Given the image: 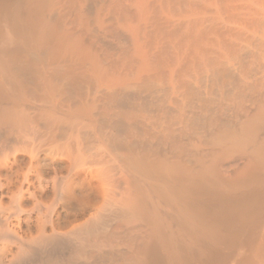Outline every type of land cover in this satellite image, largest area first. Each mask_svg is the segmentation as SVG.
<instances>
[{"label": "bare ground", "instance_id": "1", "mask_svg": "<svg viewBox=\"0 0 264 264\" xmlns=\"http://www.w3.org/2000/svg\"><path fill=\"white\" fill-rule=\"evenodd\" d=\"M0 264H264V0H0Z\"/></svg>", "mask_w": 264, "mask_h": 264}]
</instances>
